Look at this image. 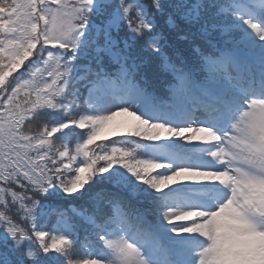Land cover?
<instances>
[{
	"label": "snow or ice",
	"instance_id": "snow-or-ice-1",
	"mask_svg": "<svg viewBox=\"0 0 264 264\" xmlns=\"http://www.w3.org/2000/svg\"><path fill=\"white\" fill-rule=\"evenodd\" d=\"M262 184L264 0H0V264H256Z\"/></svg>",
	"mask_w": 264,
	"mask_h": 264
},
{
	"label": "clouds",
	"instance_id": "clouds-1",
	"mask_svg": "<svg viewBox=\"0 0 264 264\" xmlns=\"http://www.w3.org/2000/svg\"><path fill=\"white\" fill-rule=\"evenodd\" d=\"M253 194L258 196L261 202H264V184L254 189ZM233 222L240 223V221L237 219H234ZM259 241H260V247L257 249V252L255 256L253 257L256 264H260L261 261H264V236H260Z\"/></svg>",
	"mask_w": 264,
	"mask_h": 264
},
{
	"label": "rangeland",
	"instance_id": "rangeland-1",
	"mask_svg": "<svg viewBox=\"0 0 264 264\" xmlns=\"http://www.w3.org/2000/svg\"><path fill=\"white\" fill-rule=\"evenodd\" d=\"M125 117H117L116 119H124ZM189 186V183L188 182H186L184 185H180V184H176V185H172L171 187L173 188V189H181V188H187ZM246 240V237H243V236H241V237H239V241L240 242H244Z\"/></svg>",
	"mask_w": 264,
	"mask_h": 264
},
{
	"label": "trees",
	"instance_id": "trees-1",
	"mask_svg": "<svg viewBox=\"0 0 264 264\" xmlns=\"http://www.w3.org/2000/svg\"><path fill=\"white\" fill-rule=\"evenodd\" d=\"M39 126V122H36V123H33L32 125H31V127L32 128H37ZM69 142L70 143H72V146L74 147L75 146V142H76V140L75 139H69ZM165 191H167V190H165ZM29 227H30V225H28ZM50 242V241H49Z\"/></svg>",
	"mask_w": 264,
	"mask_h": 264
}]
</instances>
